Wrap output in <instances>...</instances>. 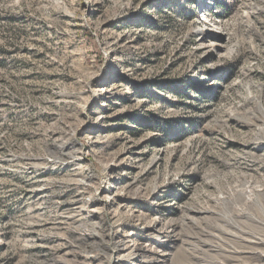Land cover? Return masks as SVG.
<instances>
[{
  "label": "rangeland",
  "instance_id": "rangeland-1",
  "mask_svg": "<svg viewBox=\"0 0 264 264\" xmlns=\"http://www.w3.org/2000/svg\"><path fill=\"white\" fill-rule=\"evenodd\" d=\"M261 204L264 0H0V264H264Z\"/></svg>",
  "mask_w": 264,
  "mask_h": 264
},
{
  "label": "bare ground",
  "instance_id": "bare-ground-1",
  "mask_svg": "<svg viewBox=\"0 0 264 264\" xmlns=\"http://www.w3.org/2000/svg\"><path fill=\"white\" fill-rule=\"evenodd\" d=\"M261 147V146H259ZM236 207V206H235ZM259 214L260 216L258 217V220H257V223L255 225L256 227V232L255 234H257V236L260 235V237L258 238V241H256V243L258 244V247L259 248H255V249H252L250 247L248 248H244V247H227V246H223L222 244L221 245H217L216 246L217 248L219 247L220 249H222L224 251L223 253V257L226 256L228 257L229 259H233L234 261H239L241 260V256L244 255V254H249L250 256L252 257H256V258H260V257H264V204H261L259 207ZM230 217L228 216L227 219H229ZM248 221V220H247ZM251 224V223H250ZM239 227V226H238ZM242 228V227H241ZM245 229V228H244ZM238 231H242L241 229H239ZM248 231V230H247ZM244 232V231H242ZM249 232V231H248ZM246 233V232H244ZM247 234V233H246ZM249 234L251 235V233L249 232ZM254 234V233H253ZM254 234V235H255ZM92 235V234H91ZM231 235V234H230ZM239 235V233H238ZM241 235H244L243 233ZM243 237V236H242ZM251 237V236H250ZM241 238V236H240ZM257 238V237H256ZM246 239V238H245ZM254 240H256L255 238H253ZM252 239V240H253ZM241 240V239H240ZM243 240V239H242ZM248 240V239H247ZM246 240V241H247ZM251 240V239H250ZM250 242H253V241H250ZM254 244V243H253ZM256 245V244H255ZM230 246V245H229ZM219 250V249H218ZM220 251V250H219ZM248 255V256H249ZM246 257V256H245ZM218 262V261H217ZM230 263V261H229ZM233 263V262H232ZM225 264V263H224Z\"/></svg>",
  "mask_w": 264,
  "mask_h": 264
}]
</instances>
